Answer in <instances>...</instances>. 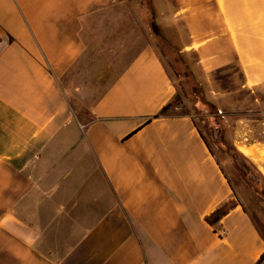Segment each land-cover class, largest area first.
<instances>
[{
  "label": "crops",
  "instance_id": "obj_1",
  "mask_svg": "<svg viewBox=\"0 0 264 264\" xmlns=\"http://www.w3.org/2000/svg\"><path fill=\"white\" fill-rule=\"evenodd\" d=\"M174 2L206 79L264 90V0ZM123 3L0 0V264H257L264 239Z\"/></svg>",
  "mask_w": 264,
  "mask_h": 264
},
{
  "label": "rangeland",
  "instance_id": "obj_2",
  "mask_svg": "<svg viewBox=\"0 0 264 264\" xmlns=\"http://www.w3.org/2000/svg\"><path fill=\"white\" fill-rule=\"evenodd\" d=\"M123 8L130 21L143 23L146 46L161 58L176 89L173 104L192 117L264 239V90H242L233 67L206 79L196 55L182 52L187 34L174 0H124Z\"/></svg>",
  "mask_w": 264,
  "mask_h": 264
},
{
  "label": "trees",
  "instance_id": "obj_3",
  "mask_svg": "<svg viewBox=\"0 0 264 264\" xmlns=\"http://www.w3.org/2000/svg\"><path fill=\"white\" fill-rule=\"evenodd\" d=\"M163 111H165V109H163ZM235 207H236V203L234 201L227 202L222 207L216 209L212 214L206 217L205 218L206 223L210 227H215L220 222V220H222V218H224ZM263 260H264V254L261 256L257 264H261Z\"/></svg>",
  "mask_w": 264,
  "mask_h": 264
}]
</instances>
